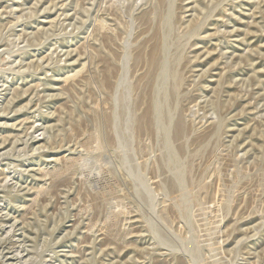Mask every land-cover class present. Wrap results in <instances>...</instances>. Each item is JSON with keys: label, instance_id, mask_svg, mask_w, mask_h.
<instances>
[{"label": "rangeland", "instance_id": "374dc122", "mask_svg": "<svg viewBox=\"0 0 264 264\" xmlns=\"http://www.w3.org/2000/svg\"><path fill=\"white\" fill-rule=\"evenodd\" d=\"M5 257L264 264V0H0Z\"/></svg>", "mask_w": 264, "mask_h": 264}, {"label": "bare ground", "instance_id": "6f19581e", "mask_svg": "<svg viewBox=\"0 0 264 264\" xmlns=\"http://www.w3.org/2000/svg\"><path fill=\"white\" fill-rule=\"evenodd\" d=\"M157 64V57L156 56H153L151 59H150V65L151 66H155ZM179 140V139H178ZM181 140V139H180ZM10 258H7L5 257V260H3L1 258V261L4 263V264H8V261H9ZM11 264V263H9Z\"/></svg>", "mask_w": 264, "mask_h": 264}]
</instances>
